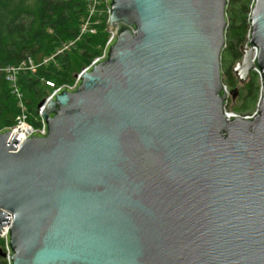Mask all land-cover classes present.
<instances>
[{"label": "water", "instance_id": "1", "mask_svg": "<svg viewBox=\"0 0 264 264\" xmlns=\"http://www.w3.org/2000/svg\"><path fill=\"white\" fill-rule=\"evenodd\" d=\"M104 5L111 37L38 105L42 134L0 131V257L264 264V0L232 69L241 87L259 77L251 118L222 82L227 0Z\"/></svg>", "mask_w": 264, "mask_h": 264}, {"label": "trees", "instance_id": "2", "mask_svg": "<svg viewBox=\"0 0 264 264\" xmlns=\"http://www.w3.org/2000/svg\"><path fill=\"white\" fill-rule=\"evenodd\" d=\"M227 1L225 47L220 56L221 74L223 85L229 92H236L242 101L239 108L232 110L240 115L250 111L260 96L256 73L249 75L239 91L236 90L238 81L232 73L233 64L241 59V49L248 42L252 0ZM85 8L86 0H0V69L18 67L28 61L38 65L35 71H25L18 77L29 114L27 121L35 128L40 127L37 107L49 97L43 83L72 86L75 77L100 57L98 48H104L107 43L106 22L103 21L96 26V35L82 36L69 51L55 55L64 44L79 37L80 19ZM49 58H52L50 63L41 65ZM15 103L3 81L0 87V131L14 126L17 116ZM0 252H5L2 242ZM0 264H6L4 258L0 257Z\"/></svg>", "mask_w": 264, "mask_h": 264}, {"label": "built area", "instance_id": "3", "mask_svg": "<svg viewBox=\"0 0 264 264\" xmlns=\"http://www.w3.org/2000/svg\"><path fill=\"white\" fill-rule=\"evenodd\" d=\"M251 6H252V4H251ZM250 10H251V8H250ZM85 13H87L91 16L94 13L107 15V7L104 5V0H86ZM96 26H99V23L98 22H96V23L92 22L91 19L89 18L84 24L80 25L79 37L77 39H75L74 41H71V42H68L67 44H64L59 50H57L55 55H60L64 52L69 51L71 48H73L75 43L77 41H79L80 37L86 36V35H88V36L94 35L97 31ZM247 40H248V36H247ZM50 60H52V58L44 60L41 63V65L46 66L48 63H50ZM37 67H38V65H34V64L32 65L31 61H28L27 63L21 64L18 67L15 66V67H7L5 69H2L3 80L6 83L11 96L16 101L15 104H16L17 116L15 117L14 126L10 129V132H12L14 134L15 141L17 140L18 136H21V137L29 136L31 131H35L39 134H42V125L40 123V119H39V123H40L39 128H35V127L29 125V123L27 121V117H29V114H28L27 109L24 105V95L20 91V86L18 84L19 75H21L25 71L33 72L36 70ZM64 87L71 89L72 87H74V84L70 87H68V86H64ZM225 113L227 116L230 115V113H227L226 108H225ZM231 115L233 117L236 116L234 114H231ZM247 118H251V117H247ZM8 227L9 226L3 227L0 231V242H2L4 245V251H5L4 253H7L6 241H7V235H8ZM4 261L6 264H8V262L5 258H4Z\"/></svg>", "mask_w": 264, "mask_h": 264}, {"label": "rangeland", "instance_id": "4", "mask_svg": "<svg viewBox=\"0 0 264 264\" xmlns=\"http://www.w3.org/2000/svg\"><path fill=\"white\" fill-rule=\"evenodd\" d=\"M104 16H106V17H104ZM91 19V21L92 22H98L99 23V25H101L102 23H104L103 21H105L106 23H107V15L106 14H104V15H102V14H92V16L91 15H89V14H87V13H84L83 14V16L81 17V19H80V22H81V24H84L88 19ZM105 18H106V20H105ZM91 24V23H90ZM105 32H106V30H105ZM97 34V31H96V33L94 34V35H96ZM94 35H91V36H94ZM110 37H111V35L108 33L107 35H106V39H107V42H108V40L110 39ZM245 48V46L243 47V49ZM105 49V46H104V48L103 47H101V48H98V52L100 53V56L102 55V53H103V50ZM241 54H242V52H241ZM241 60V59H240ZM240 60L238 61V62H240ZM236 64V63H235ZM235 64H233V66H232V68H234V66H235ZM233 76H234V74H233ZM234 78H235V76H234ZM236 79V78H235ZM237 80V79H236ZM3 72H2V69H0V87H1V85H2V83H3ZM260 83V81H259V78H258V84ZM74 84V83H73ZM260 85V84H259ZM43 86H44V88L46 89V92H47V94L49 95V97L51 96V94L53 93V91L55 90V89H57V88H59V86H57L54 82H46V83H43ZM241 88V84L238 82V85H237V88H236V90L237 91H239V89ZM228 91V90H227ZM228 93H230L229 91H228ZM230 95V94H229ZM237 96V95H236ZM241 104H242V101H241V99L237 96V100L234 102V107H236V108H239L240 106H241ZM229 107H230V100L229 99H227V104H226V111H227V113H230L229 112ZM256 108H257V104L253 107V108H251V110L250 111H248V112H246V113H243V114H240V115H238V113H235V112H233L232 110H231V114H234V115H236V116H239V117H241V118H247V117H252V115H254L255 114V111H256Z\"/></svg>", "mask_w": 264, "mask_h": 264}, {"label": "flooded vegetation", "instance_id": "5", "mask_svg": "<svg viewBox=\"0 0 264 264\" xmlns=\"http://www.w3.org/2000/svg\"><path fill=\"white\" fill-rule=\"evenodd\" d=\"M247 82V81H246Z\"/></svg>", "mask_w": 264, "mask_h": 264}]
</instances>
